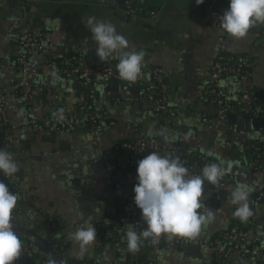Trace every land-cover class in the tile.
<instances>
[{"label": "crops", "instance_id": "obj_1", "mask_svg": "<svg viewBox=\"0 0 264 264\" xmlns=\"http://www.w3.org/2000/svg\"><path fill=\"white\" fill-rule=\"evenodd\" d=\"M128 1L139 2L154 12L152 17L144 12L130 13L125 0H0V90L7 102L0 114V149L13 155L19 169L8 181L9 191L20 197L14 231L21 240L38 244L41 254L55 258L57 264H123L129 254L116 250V237L123 230L115 220L117 205L111 184L114 146L139 133L170 143L175 141L176 129L167 117L145 115L138 101L139 87L133 84L98 85L94 109L107 126L101 132L87 130L85 115L78 109L80 84L51 75L45 67L48 61L69 54L89 63L119 62L114 58L101 62L97 57L96 45L85 27L87 19L94 16L111 22L128 39V50L143 54L142 68H163L167 96L176 109L177 120L194 133L182 148L212 152L235 187L245 185L249 190L251 215L242 247L247 251L257 245L260 255H234L228 264H264V166L252 167L250 157L251 143L264 144V119L228 112L229 118L211 127L201 120L215 116L221 108L219 102L204 103L199 97L211 82L210 66L219 48L218 33L212 27V10L224 12L229 0H204L199 5L195 0ZM26 30L47 34L52 42L42 52L29 51V59L40 66L34 75H24L9 64L17 39ZM223 38L227 52L246 55L250 60V72L245 79L232 74L220 78L224 97L233 98L242 85L264 92V24L252 27L241 39L223 30ZM26 80L45 86L50 92L27 99L23 90ZM2 118L10 129L9 145L3 136ZM48 119L59 123L60 129L43 125ZM70 120L77 126H63ZM11 184L16 190L12 191ZM203 187L201 202L207 206L211 184L205 182ZM231 205L228 193L215 207V219L186 243L178 244L179 237H165L154 251L145 240L138 251L140 259H154L156 264H215L212 251L201 244L232 225ZM198 211L205 213L204 208ZM48 215L54 217L65 235L64 248L59 245L60 237L50 226ZM85 220L95 227L96 242L82 260H77L74 254L79 249L68 239V233ZM105 232L107 239L102 234Z\"/></svg>", "mask_w": 264, "mask_h": 264}, {"label": "built area", "instance_id": "obj_2", "mask_svg": "<svg viewBox=\"0 0 264 264\" xmlns=\"http://www.w3.org/2000/svg\"><path fill=\"white\" fill-rule=\"evenodd\" d=\"M125 4L130 13H146L147 16L153 15L145 9L139 2L131 3L125 0ZM213 19L212 27L218 33L219 48L217 54L210 66L211 82L204 87L200 93V100L204 103L210 101H217L220 103V110L215 116H204L202 122L208 127L214 123H222L226 120L225 111L243 112L245 114L262 117L264 119V92L252 90L246 85H242L233 98L224 97L223 91L220 87V78L227 74L236 75L240 79L245 77L250 72V60L246 55H235L226 50L223 38V30L219 27V17H222L223 12L220 10H212ZM51 38L44 33H34L31 31H23L17 39V47L12 53V61L9 63L12 68L19 70L24 75H34L39 72L40 66L29 59V51L42 52L51 47ZM255 46V44H253ZM118 62L103 64V63H89L80 58L78 55L69 54L48 61L46 68L51 75L65 77L70 80H76L81 86V95L79 98L78 109L85 115V128L93 132H101L107 126V123L101 122L94 109L96 102L97 89L100 84H133L139 87L138 101L146 116H165L170 120L172 126L176 129V138L173 143L166 142L157 136H147L140 134L135 138L122 139L116 142L112 158L114 162V172L111 175V184L116 197L117 215L115 220L120 224L123 232L116 237V250L119 254L128 253L129 259L125 260L123 264H156L154 259L142 261L138 252H131L127 250V243L124 236V230L128 223L132 224L134 229L139 232L145 225L141 221L140 210L134 204L133 187L137 183L136 168L137 161L143 159L151 152H157L161 155L169 154L173 157H179L188 169V174L197 175L201 173L203 167L210 163L220 164L215 157L209 158L207 154L202 152L185 151L182 146L191 139L194 133L189 126L182 125L177 120V112L174 107L170 105L167 96V87L165 82V74L162 67L150 66L142 68V75L135 82H128L119 77L116 65ZM23 90L27 99L34 98L43 93L50 92L47 87L43 85H34L28 80L23 83ZM6 95L0 90V114H3L6 108ZM4 129L3 136L6 145H9L12 138L9 135V126L7 121L2 118ZM63 126L67 128H74L77 126L73 120L64 122ZM59 124V123H58ZM48 120L44 121L43 125L54 126L60 129V125ZM62 125V124H61ZM38 127V125H36ZM233 131L237 132V128L233 127ZM191 133V135H189ZM250 157L252 158V167L260 169L264 166V144L261 147H256L251 143ZM213 158V159H212ZM221 166V164H220ZM222 167V166H221ZM223 176L219 183L215 186L211 185V192L208 197L207 208L215 210L217 204L229 193L236 188L228 172L222 167ZM3 174V173H2ZM4 175V174H3ZM13 176H4L10 182ZM15 188V187H14ZM16 190V188H15ZM18 191V190H17ZM221 191L225 192L222 196ZM22 198L28 200V196L21 193ZM237 205H231L230 217L232 225L220 231L218 235L201 244L202 247L210 249L213 253L215 264H228L234 255L242 256H259V248L254 245L249 250L243 249V243L247 237L246 221L233 216ZM206 209L204 208V212ZM20 214V209L15 207L12 212V223H14ZM50 226L57 232L60 237V247H65V235L61 231L59 225L54 217L48 215ZM82 224L76 225L75 228L81 227ZM101 226V222L97 223ZM105 239L109 235L102 233ZM165 239L162 236L159 243L153 245L149 240L152 250L156 251ZM22 241V255L14 264H48V257L43 256L38 244L31 241ZM190 241L188 238H179L176 240L178 244H183ZM122 264V263H121Z\"/></svg>", "mask_w": 264, "mask_h": 264}, {"label": "clouds", "instance_id": "obj_3", "mask_svg": "<svg viewBox=\"0 0 264 264\" xmlns=\"http://www.w3.org/2000/svg\"><path fill=\"white\" fill-rule=\"evenodd\" d=\"M203 2L195 0L197 5ZM218 19L219 27L228 35L236 39L244 38L252 27L264 24V0H229L227 10ZM85 27L91 33L99 60L105 62L114 58L119 61L116 68L122 80L135 82L146 75L142 73L143 54L128 50V39L119 34L111 22L90 16ZM207 155L214 154L208 152ZM18 170L13 155L0 149V173L10 177ZM136 173L133 199L145 227L137 232L132 224H127L124 236L128 251L138 252L142 243L149 239L156 245L162 236L169 240L175 237L195 238L202 226L215 219L214 210L202 204L201 197L205 182L215 186L222 178L220 164H207L200 174L190 176L179 157L151 152L137 161ZM249 194L245 185H238L231 193V203L237 205L233 216L241 221H246L251 215ZM19 199L17 193L10 192L5 183L0 182V264H14L22 255V241L12 223V212ZM201 208L206 209L204 214L198 211ZM96 236V229L88 220L68 233V239L75 242L79 249L74 254L75 259H83L96 242ZM48 264H57V261L50 258Z\"/></svg>", "mask_w": 264, "mask_h": 264}, {"label": "water", "instance_id": "obj_4", "mask_svg": "<svg viewBox=\"0 0 264 264\" xmlns=\"http://www.w3.org/2000/svg\"><path fill=\"white\" fill-rule=\"evenodd\" d=\"M240 113H242L243 115H246V117H250V114H245L243 112H240ZM225 114H226V118H229L230 117V114L227 111H225ZM0 182L5 183V185L7 187H9V188L11 187L10 186V183L5 179V177H4V175L2 173H0Z\"/></svg>", "mask_w": 264, "mask_h": 264}, {"label": "trees", "instance_id": "obj_5", "mask_svg": "<svg viewBox=\"0 0 264 264\" xmlns=\"http://www.w3.org/2000/svg\"><path fill=\"white\" fill-rule=\"evenodd\" d=\"M254 146H256L257 148L258 147H261L262 145H263V143L262 142H258V141H254L253 143H252ZM209 158H211L212 156H208ZM213 159V158H212ZM12 185V191H14L15 190V188H14V186H13V184H11ZM11 192V191H10ZM221 194H222V196H225V192L224 191H221Z\"/></svg>", "mask_w": 264, "mask_h": 264}]
</instances>
